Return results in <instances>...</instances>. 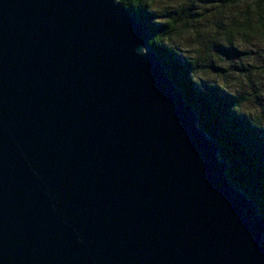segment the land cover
Here are the masks:
<instances>
[{
  "label": "water",
  "instance_id": "water-1",
  "mask_svg": "<svg viewBox=\"0 0 264 264\" xmlns=\"http://www.w3.org/2000/svg\"><path fill=\"white\" fill-rule=\"evenodd\" d=\"M150 35L115 0H0V264H264Z\"/></svg>",
  "mask_w": 264,
  "mask_h": 264
},
{
  "label": "clouds",
  "instance_id": "clouds-1",
  "mask_svg": "<svg viewBox=\"0 0 264 264\" xmlns=\"http://www.w3.org/2000/svg\"><path fill=\"white\" fill-rule=\"evenodd\" d=\"M115 3L136 14L151 31L139 48L142 54L150 48L174 53L183 61L187 80L201 92L226 84L223 92L231 98V112L264 130V0ZM162 61L168 63L169 58Z\"/></svg>",
  "mask_w": 264,
  "mask_h": 264
},
{
  "label": "trees",
  "instance_id": "trees-1",
  "mask_svg": "<svg viewBox=\"0 0 264 264\" xmlns=\"http://www.w3.org/2000/svg\"><path fill=\"white\" fill-rule=\"evenodd\" d=\"M159 27V26H154ZM157 56L168 57L163 63L173 74L172 80L181 88L185 100L200 116L199 127L215 138L220 156L229 161L228 177L255 200L264 214V130L252 127L244 117H236L230 110L231 98L226 89L209 88L201 92L187 80L185 66L180 57L167 49H155Z\"/></svg>",
  "mask_w": 264,
  "mask_h": 264
},
{
  "label": "rangeland",
  "instance_id": "rangeland-1",
  "mask_svg": "<svg viewBox=\"0 0 264 264\" xmlns=\"http://www.w3.org/2000/svg\"><path fill=\"white\" fill-rule=\"evenodd\" d=\"M220 86H222V87H224L225 89H227V86H226V84H220ZM246 107H248V108H251V107H252V105H246Z\"/></svg>",
  "mask_w": 264,
  "mask_h": 264
}]
</instances>
